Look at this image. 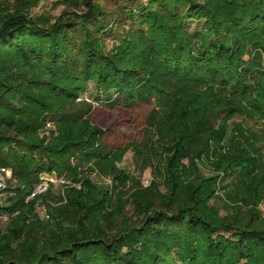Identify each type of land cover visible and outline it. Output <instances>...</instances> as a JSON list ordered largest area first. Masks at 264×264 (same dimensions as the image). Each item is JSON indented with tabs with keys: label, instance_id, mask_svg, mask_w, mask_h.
<instances>
[{
	"label": "trees",
	"instance_id": "trees-1",
	"mask_svg": "<svg viewBox=\"0 0 264 264\" xmlns=\"http://www.w3.org/2000/svg\"><path fill=\"white\" fill-rule=\"evenodd\" d=\"M40 1L0 0V264H264L259 137L229 126L264 124V0H63L32 16ZM91 83L152 102L140 142H104ZM130 149L154 168L147 188L119 166ZM47 174L61 193L31 197Z\"/></svg>",
	"mask_w": 264,
	"mask_h": 264
},
{
	"label": "rangeland",
	"instance_id": "rangeland-1",
	"mask_svg": "<svg viewBox=\"0 0 264 264\" xmlns=\"http://www.w3.org/2000/svg\"><path fill=\"white\" fill-rule=\"evenodd\" d=\"M94 1L102 2L106 8H109L112 5V0ZM65 9L66 5L63 3V0H41L37 7L31 9L30 14L32 16H38L49 13L53 17H57L61 15ZM185 27L192 35H194L202 28V22L195 19H189L186 21ZM114 38L115 37L112 36L110 38L107 37L108 48L112 45V43L115 42ZM258 51H260L261 56L263 57L264 52L259 49ZM248 55L250 57L252 56V54ZM246 59L249 61L250 58H247L246 55ZM111 96L112 98L108 99L109 96H106L101 89L92 83L89 84L87 90L81 94L82 99H85L93 104L94 109L91 113V121L101 128L107 129V132L104 136V142L113 147L125 146L131 142H140L145 119L148 115V112L153 107L152 102H140L131 108H127L118 105V100L116 98L117 94L114 93V91L112 92ZM236 123H241L244 129L248 128L259 137L257 138V145L261 146V152L264 157V124L262 122L259 123L248 120L243 121L241 117H236L229 120V126ZM119 166L123 167V169H125L130 176H133L136 182H138V185H140L142 188H147L150 185L152 179L157 177L154 174L153 167L142 168L143 164L141 159L137 157L131 149L126 152ZM202 172L204 176H208L210 174L209 166L204 165V167H202ZM42 178L44 181L48 182V186L52 185L51 189L56 195L61 193L63 185L67 183L64 179L58 178L54 174L43 175ZM91 178L96 182H110V179L99 178V176H97L95 173L91 175ZM147 179L149 180V183H146ZM219 180V183L222 184L224 179L223 177H220ZM232 180H234V176H229L226 178L224 183L230 184ZM124 190H129V184L126 185ZM221 193L222 191H219V195ZM211 203L220 211L221 215L225 214L221 201L213 200ZM257 208L264 217V201L259 203ZM46 213V209L40 204L37 207V214L39 217L44 218L47 217ZM7 221V216L0 215L1 230L5 229Z\"/></svg>",
	"mask_w": 264,
	"mask_h": 264
},
{
	"label": "built area",
	"instance_id": "built-area-1",
	"mask_svg": "<svg viewBox=\"0 0 264 264\" xmlns=\"http://www.w3.org/2000/svg\"><path fill=\"white\" fill-rule=\"evenodd\" d=\"M10 176H11V171L9 169L5 167L0 168V205L2 204L1 198L3 196L4 190L7 187L8 179L10 178ZM146 183H149L148 179L146 180ZM47 188H48V182L44 181L43 179V181L35 187V189L31 194V197L46 191Z\"/></svg>",
	"mask_w": 264,
	"mask_h": 264
}]
</instances>
